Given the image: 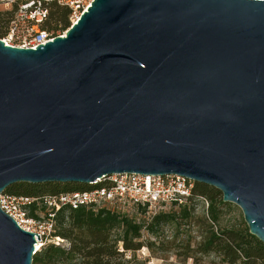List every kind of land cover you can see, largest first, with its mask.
<instances>
[{
	"label": "water",
	"instance_id": "water-1",
	"mask_svg": "<svg viewBox=\"0 0 264 264\" xmlns=\"http://www.w3.org/2000/svg\"><path fill=\"white\" fill-rule=\"evenodd\" d=\"M177 174L264 243V0H93L36 48L0 39V195ZM0 207V264L40 240Z\"/></svg>",
	"mask_w": 264,
	"mask_h": 264
},
{
	"label": "trees",
	"instance_id": "trees-1",
	"mask_svg": "<svg viewBox=\"0 0 264 264\" xmlns=\"http://www.w3.org/2000/svg\"><path fill=\"white\" fill-rule=\"evenodd\" d=\"M50 16L46 22L49 29L65 31L71 26L68 7L57 3L49 4ZM14 12L0 7V39L6 34ZM104 182L87 185L77 182L39 183L19 182L9 186L6 192L12 195L40 196L65 192L87 191L103 186ZM208 201L207 222L210 230L202 236L194 248L190 247L191 258L196 262L198 255H215L221 264H264V243L251 234L248 225L243 230L220 228L223 209L228 206L218 189L196 182L194 194L179 205L182 217L194 215L193 204ZM204 202V201H203ZM159 212L147 225L120 211L100 209L94 211L86 206L77 209L62 208L56 215L58 236L67 244H45L33 256V264H133L137 251L144 246L151 248L155 242L142 240L143 230L156 233L161 224L170 217H178ZM218 227V230L214 229ZM131 252L130 256L127 253Z\"/></svg>",
	"mask_w": 264,
	"mask_h": 264
},
{
	"label": "built area",
	"instance_id": "built-area-1",
	"mask_svg": "<svg viewBox=\"0 0 264 264\" xmlns=\"http://www.w3.org/2000/svg\"><path fill=\"white\" fill-rule=\"evenodd\" d=\"M93 0H0V7L13 10L14 15L6 34L1 38L6 45L36 48L50 42L66 31L49 29V4L57 3L71 10L74 23ZM103 186L87 191L44 194L40 196L0 195V207L26 231L40 235L41 246L61 244L62 238L54 236L56 215L64 207L73 209L86 206L94 211L109 209L119 211L126 204L158 208L164 204H181L194 194L196 182L177 174L143 175L139 173L113 174L96 184ZM208 206V201L203 198ZM35 234L36 238L38 236ZM36 250H40L37 248Z\"/></svg>",
	"mask_w": 264,
	"mask_h": 264
},
{
	"label": "rangeland",
	"instance_id": "rangeland-1",
	"mask_svg": "<svg viewBox=\"0 0 264 264\" xmlns=\"http://www.w3.org/2000/svg\"><path fill=\"white\" fill-rule=\"evenodd\" d=\"M70 21L72 25L73 22L71 19ZM226 203H228V206L223 209L219 224L220 228L243 230L247 223L241 208L234 203ZM192 207H195L194 215L187 218L182 217V213H178L181 207L174 204H164L158 208H147L134 204L122 206L119 209L120 212L134 217L138 221H143L146 225L159 212L171 216L175 214L178 217V221L173 220L172 217L164 221L155 234L149 232L146 228L143 230L142 240L145 243L153 241L155 244L151 248L144 246L137 251V258L133 264H221L220 259L213 254L203 257L198 255V262L188 256L191 252L189 246L194 248L197 242L202 239V236L207 234L211 228L206 220L208 215L206 203L203 201L197 202ZM214 229L218 230V227L214 226ZM62 240L61 244L68 243L67 240L63 238ZM127 254L130 256L132 253Z\"/></svg>",
	"mask_w": 264,
	"mask_h": 264
},
{
	"label": "bare ground",
	"instance_id": "bare-ground-1",
	"mask_svg": "<svg viewBox=\"0 0 264 264\" xmlns=\"http://www.w3.org/2000/svg\"><path fill=\"white\" fill-rule=\"evenodd\" d=\"M76 20H77V19H75V21H76ZM75 21H74V22H75ZM41 244H42L41 242H39V243L37 244V248H38V249L42 247Z\"/></svg>",
	"mask_w": 264,
	"mask_h": 264
}]
</instances>
